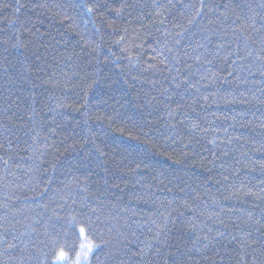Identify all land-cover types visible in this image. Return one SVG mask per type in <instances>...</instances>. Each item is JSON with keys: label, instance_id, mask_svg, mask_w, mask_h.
I'll use <instances>...</instances> for the list:
<instances>
[{"label": "trees", "instance_id": "trees-1", "mask_svg": "<svg viewBox=\"0 0 264 264\" xmlns=\"http://www.w3.org/2000/svg\"><path fill=\"white\" fill-rule=\"evenodd\" d=\"M204 4L0 0V264H243L264 0ZM81 242L99 247L78 260Z\"/></svg>", "mask_w": 264, "mask_h": 264}, {"label": "snow or ice", "instance_id": "snow-or-ice-1", "mask_svg": "<svg viewBox=\"0 0 264 264\" xmlns=\"http://www.w3.org/2000/svg\"><path fill=\"white\" fill-rule=\"evenodd\" d=\"M82 7L85 8L88 14H92L94 12V8L92 6L82 5ZM204 7H209V9L212 10L213 6L205 5L204 0H201V9H203ZM197 15H200V10L197 11ZM194 19L195 17H193V20ZM189 23H192V21H189ZM221 23H223V21H221ZM177 35H179V33H177ZM245 40H247V37L245 38ZM209 42H211L210 38H209ZM225 46L226 45L223 43L216 45L218 49ZM247 48H248V44L245 43V49ZM262 51H264V49H262ZM249 55H251V53H249ZM253 222L256 225L260 226L259 228L256 229V231L261 232L260 237L254 236L253 231L249 228L247 230L241 229L239 236L233 235L229 240V243L235 241L239 245V252L241 253L240 260L243 262V264H257L258 256L264 255V231H261V229H264V217L254 220V218L251 215H249L247 223L251 224ZM221 223H223V221H221ZM232 223L236 224V221H232ZM237 227H239V225H237ZM79 232L81 239L86 240L87 236L85 234V228L81 227L79 229ZM220 238L227 239V237L223 232H219V235L217 237H212L211 239H209L208 237H203V239L208 240L209 244H211L213 240H219ZM94 247H99V246L94 245L91 242L88 243L81 242L80 243L81 251L77 254L78 260L81 256L87 259L88 253H90ZM157 251H159V249H157ZM56 255H57V259H64L65 257V253L63 250H60ZM140 255L141 257H143L144 255H147V253H145L144 250L141 249ZM248 257H252V259L249 261ZM174 264H179V262L175 261Z\"/></svg>", "mask_w": 264, "mask_h": 264}]
</instances>
